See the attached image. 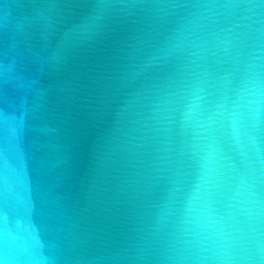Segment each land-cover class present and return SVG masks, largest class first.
<instances>
[{
  "label": "water",
  "instance_id": "water-1",
  "mask_svg": "<svg viewBox=\"0 0 264 264\" xmlns=\"http://www.w3.org/2000/svg\"><path fill=\"white\" fill-rule=\"evenodd\" d=\"M0 264H264V0H0Z\"/></svg>",
  "mask_w": 264,
  "mask_h": 264
}]
</instances>
